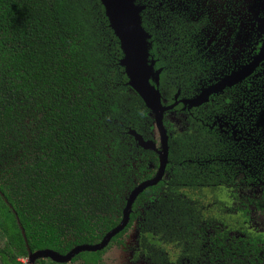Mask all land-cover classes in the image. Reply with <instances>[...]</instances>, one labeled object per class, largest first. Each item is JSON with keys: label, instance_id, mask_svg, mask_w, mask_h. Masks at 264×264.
I'll use <instances>...</instances> for the list:
<instances>
[{"label": "trees", "instance_id": "obj_1", "mask_svg": "<svg viewBox=\"0 0 264 264\" xmlns=\"http://www.w3.org/2000/svg\"><path fill=\"white\" fill-rule=\"evenodd\" d=\"M136 2L145 6L143 25L152 35L155 67L163 69L164 98L171 103L179 89L193 95L211 78L209 62H217L211 47L203 54L193 45L197 22L177 10L181 0ZM161 15L169 22L161 23ZM123 57L101 0H0L1 264H25L18 258L28 256V247L65 253L100 241L122 219L132 190L158 168L157 152L132 134L153 139L154 119L129 85ZM213 106L208 103V118L219 107ZM198 110L185 112L190 120L181 118L180 126H190L169 137L170 177L137 197L131 218L139 215L152 248L174 255L184 249L188 256L198 255L202 241L193 240L204 221L216 220L208 241L218 247V264H264L263 237L246 230L243 212L233 218L231 207L217 218L191 197L216 182L205 160L214 135L195 119L203 117Z\"/></svg>", "mask_w": 264, "mask_h": 264}, {"label": "flooded vegetation", "instance_id": "obj_2", "mask_svg": "<svg viewBox=\"0 0 264 264\" xmlns=\"http://www.w3.org/2000/svg\"><path fill=\"white\" fill-rule=\"evenodd\" d=\"M243 5L247 9L256 8L257 11L245 19L247 28H244L241 23L237 24L238 28L233 27L232 23L225 30L229 32L228 39L224 36L226 33L220 37L217 36L215 46L210 49L213 58L217 61L209 62L212 69L210 83L204 81L193 95L187 93L188 91H185L184 93L187 94L184 95L179 89L174 94L171 103H168V99L164 98L163 94L162 97L167 100L166 105L176 104L165 114L170 123L166 126L169 137L175 132L183 133L190 126L189 123L184 126L180 125L182 119L187 122L190 120L188 114L195 116L194 111L197 108L204 118L195 117V119H201L202 124H206L214 135V138H211V156L206 157L205 160L209 163L211 161L212 177L216 182L213 185L195 189L191 197L199 200L206 213H213L212 215L217 218L218 213L228 212L231 207H234V211H231L233 218L244 213L243 226L252 234H260L264 240V50L260 62H257L252 71L242 80L226 86L222 91L213 93L210 100L200 106L190 108L183 103L184 99L200 95L205 88L215 86L226 76L233 75L246 66L249 67L260 54L264 46V0L244 1ZM209 102H214V106L217 104L219 107L214 109L212 117L208 118L205 111L208 110ZM178 106H181L180 109L183 110L181 117L178 116ZM255 115H261L259 122L255 121ZM206 118L211 122L205 123ZM153 134V140L156 141L154 131ZM157 148H160V143ZM151 167L155 168L153 164ZM157 170L158 168L150 178L140 183L155 177ZM164 176L170 177L167 168ZM183 190L191 194L193 189ZM221 208H223L222 211ZM239 210L243 213H239ZM132 214L133 206L125 228L113 236L100 250L82 251L64 263L55 262L50 258H40L33 264H218V247L215 246V251L210 248L208 241L211 236H216L213 226L218 221L211 219L204 221V230L193 240L194 245H199L198 240L202 241L198 246V255L195 253L193 256H188L184 249L180 255H174L172 251L166 250L163 246L152 248L149 236L143 234L142 220L138 214L135 218H131ZM122 219L115 227L121 223ZM218 225L220 223L216 226ZM111 230L106 232L100 241L88 245L102 243ZM232 233H239V230L232 229L230 234ZM2 245L0 243V248ZM81 245L84 244L76 245L65 253H59L65 256ZM262 245L264 247V241ZM204 248L207 250L204 251ZM24 259L27 263L30 262L29 253L27 257L18 258L23 263Z\"/></svg>", "mask_w": 264, "mask_h": 264}, {"label": "water", "instance_id": "obj_3", "mask_svg": "<svg viewBox=\"0 0 264 264\" xmlns=\"http://www.w3.org/2000/svg\"><path fill=\"white\" fill-rule=\"evenodd\" d=\"M105 7L106 14L110 21L116 36L119 38L124 57L121 64L124 66L129 78V85L143 98L146 106L150 110V115L154 119L155 140H146L143 136L132 131L138 144L147 150H154L159 155V166L156 176L137 185L130 194L127 206L124 209L121 223L112 229L102 243L98 245L84 244L72 249L67 255H62L52 249H41L37 251L29 250L28 264H33L37 259L50 258L55 262L64 263L71 260L76 254L82 251H98L117 233L122 231L130 219L132 206L137 197L148 187L157 185L166 174V168L169 163V133L164 123L165 114L168 110L174 108L176 104L166 105L167 100L162 97L160 90V75L162 68H156V59L151 54L152 35L143 25L142 12L145 6L137 3L136 0H101ZM264 46L255 58L254 63L249 67H244L241 71L226 76L215 86L205 88L202 93L194 98L184 99V105L190 108L197 107L210 100L213 93L222 91L228 85H233L248 75L257 62H260ZM160 143V148L157 145ZM18 224L26 239V232L17 216ZM27 242V239H26Z\"/></svg>", "mask_w": 264, "mask_h": 264}, {"label": "rangeland", "instance_id": "obj_4", "mask_svg": "<svg viewBox=\"0 0 264 264\" xmlns=\"http://www.w3.org/2000/svg\"><path fill=\"white\" fill-rule=\"evenodd\" d=\"M181 1V3L175 2L177 10L183 12V15L185 13V16H188L192 21L197 22L198 29L195 34L196 36L194 37L195 40L191 41L195 48H198V51H200L201 47L203 54L207 53L209 47L212 48L215 46L217 36L220 37L222 34L226 33L224 36L228 39L229 32H226L225 30H227L232 23L233 27H237V24L241 23L244 28H247L245 19H248V16L257 11L256 8L250 7L247 9L246 6L244 7V5H240V2L250 0H191L192 2L189 5L187 0ZM210 1L212 2L210 3ZM165 9L168 13L167 15L170 16L168 8L164 7V11ZM152 15L154 16L153 13ZM163 15L157 19L163 17L161 23H166L165 20L168 23L169 21L165 19ZM203 20H208L209 23L202 29L201 25ZM209 24L210 26H207ZM159 28L162 29L161 31L163 33L168 34V29L165 28L164 24L162 26L160 25ZM168 36L169 35L166 37ZM156 141L158 140L156 139ZM23 261L28 264L26 259Z\"/></svg>", "mask_w": 264, "mask_h": 264}, {"label": "built area", "instance_id": "obj_5", "mask_svg": "<svg viewBox=\"0 0 264 264\" xmlns=\"http://www.w3.org/2000/svg\"><path fill=\"white\" fill-rule=\"evenodd\" d=\"M26 264V263H25Z\"/></svg>", "mask_w": 264, "mask_h": 264}]
</instances>
